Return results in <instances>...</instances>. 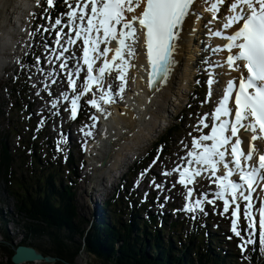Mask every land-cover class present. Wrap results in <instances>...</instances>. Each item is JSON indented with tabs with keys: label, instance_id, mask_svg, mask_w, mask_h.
Returning a JSON list of instances; mask_svg holds the SVG:
<instances>
[{
	"label": "snow or ice",
	"instance_id": "snow-or-ice-1",
	"mask_svg": "<svg viewBox=\"0 0 264 264\" xmlns=\"http://www.w3.org/2000/svg\"><path fill=\"white\" fill-rule=\"evenodd\" d=\"M36 2L48 14L45 18H51L55 0ZM62 4L64 11L52 23L38 24L27 33L33 38L42 33L51 37L43 40L48 55L43 60L34 57L29 66H35L51 84L59 79L62 88L55 98L50 85L40 81L51 108L56 109L53 115H59L63 107L75 121L82 104L94 110L88 115L91 123L80 128L84 138L94 135L92 129L108 106L117 97L123 99L128 70L137 67L131 63L138 54L137 44L142 42L145 50L146 65L139 68L147 72V86L159 90L176 64L174 53L186 22L203 19L201 9L211 16L204 27L209 37L221 43L209 45L218 58L207 61L208 91L202 103L212 102L214 108L196 114L188 133L190 146L181 141L184 155L177 154L174 166L161 175L177 176L172 187L180 185L185 190L180 211L193 214L194 219L198 212L207 215L205 204L214 213L222 205L218 214H228L241 253L249 246L264 253V0H62ZM42 62L51 70L44 73ZM18 63L25 66L23 61ZM215 68L227 71L211 70ZM222 75L229 78L222 82ZM213 84L222 88L216 100H212ZM62 142L63 135L56 143ZM197 178H207L214 188L194 195ZM152 183L163 187L155 179Z\"/></svg>",
	"mask_w": 264,
	"mask_h": 264
},
{
	"label": "trees",
	"instance_id": "trees-1",
	"mask_svg": "<svg viewBox=\"0 0 264 264\" xmlns=\"http://www.w3.org/2000/svg\"><path fill=\"white\" fill-rule=\"evenodd\" d=\"M58 4L55 0V5ZM11 84L8 94L15 100L13 108L24 113L25 105L30 106L28 90L18 91ZM173 131L168 130L160 137L156 147L165 144L168 151L167 141ZM39 137L33 139L28 134L13 149L4 142L0 147V162L6 170L3 176L6 192L16 200L18 219L15 220L25 232L21 245L31 240L44 256L57 258L55 264H86L79 262L83 255L89 261L87 264H264V253L253 251L252 246L243 254L231 251L228 255L208 246L205 241L222 240L208 235L214 228L211 219L195 217L191 231H183L180 226L184 227L185 222L179 219L169 227L161 214H152L148 209L154 204L129 194L128 185L104 204L103 223L92 226L76 200L77 179L72 175L75 158L69 154L66 161L54 158L50 143L42 142L44 135ZM42 148L47 150L44 154ZM149 245L153 252L148 250ZM0 250L12 252L7 261L12 264L15 247L6 241Z\"/></svg>",
	"mask_w": 264,
	"mask_h": 264
},
{
	"label": "rangeland",
	"instance_id": "rangeland-1",
	"mask_svg": "<svg viewBox=\"0 0 264 264\" xmlns=\"http://www.w3.org/2000/svg\"><path fill=\"white\" fill-rule=\"evenodd\" d=\"M19 1L20 2L18 3L20 4L24 0H19ZM33 6L37 7V11H35L34 13L37 15L40 12V14L39 16H36V15L33 16L34 17L33 24H32V21H29L30 27H32L33 25L35 27L36 25L40 24L41 20H43L42 23L45 26L52 23V17L45 18L48 15L43 12L40 6L37 5L36 0H33L32 4L30 5V7H33ZM9 14L13 18H6V19L0 18V44H3L2 46H0V59L2 57L1 53L5 52L6 49L8 50L12 48V41L10 39H12V37L15 36V32L17 29L14 23V20L16 21L17 17L19 16L17 15V11L14 12L11 10ZM202 16H203V19H201L202 21L199 20L202 23L199 24L200 27H197L196 33L193 36V39L196 40L195 42L197 45H200L204 39L206 40L208 34H207V29L204 27V24L207 22V20L211 19V16L206 18L205 12L202 13ZM3 20H5V26H1V21ZM37 36H39V41L42 40V38L44 39L47 38L50 41V37L48 33H42V35H37ZM41 42L42 43L36 50V57L40 53L41 54L45 53L44 48H43V41ZM140 46L141 45L139 44L136 45V50L138 54H140L138 51L140 50ZM194 56H195L196 61L195 63H192L191 66H193V70L195 71V74L193 73V77L190 78L189 82L185 81L186 72L184 70L185 69L184 65H185L186 58L188 57L187 55L184 56L185 57L184 61L181 64V68H184V69H182V71L179 74V79L181 78L180 79L181 86H178L177 83L174 82L175 83L174 89L176 91L174 92L176 93V96H173L170 98L171 100H169L170 102L168 103L167 108L163 112H161L160 118L157 120V125L154 126L150 130V134L148 135L149 138L145 136H141V141L138 138V140L140 141L138 143H135L136 140L132 138H130L131 140L127 141L128 140L127 133L128 134L131 133L132 135L133 134L138 135L136 131L134 132L133 127L135 124H132V121H129L128 124L126 123V125L124 122L118 123V120H121L122 118H124V120L127 119V117L126 118L123 117L122 111L123 109L124 111H127V109L130 108V104L134 102V100L136 101L135 97L144 98L143 97L144 95L140 94L142 89L139 83L140 79H139V75L137 71L138 67L129 68L128 70L127 82H126V87H125V90H126L125 98L121 100L120 98L117 97V100L115 103L116 105L112 104L111 107L107 111V118H112L110 119V122H111L110 130L107 132V134H103V136L101 137L100 133L101 131H103V128L98 131L100 127H97V128L95 127L94 129H92L94 135L92 137H88L86 143H84L81 140L82 133L80 132V128L75 127V126L69 127L67 125L72 120H70L68 118V114L63 111V107L60 108V114H59L60 119L57 118V115L52 114L54 113V111H56V109L51 108V104L49 103L50 97L47 92L42 90L43 85L40 83V81H43L44 84L50 85L51 92H52L51 98H55L59 94L62 88V86L59 84L58 77H57L58 83L51 84V81L46 79L44 74H42L41 72L33 68L34 70H32L31 85L29 84V87H30L31 94H32L31 96H33V98L38 103L36 102V104H34V107H33L34 111H31V113L34 115H37L40 118H43L46 114L51 115V119H49L51 124L49 125L47 129V132H46L47 135L45 134L46 137L43 138V140L44 139L48 140L46 141L47 143L56 144V141L60 139L61 135H63L64 139L67 138V134L70 133V130L74 133L72 134V136H75L76 140L70 141V142L72 143L73 146H75V149L72 151V153L74 154V156L77 157V160H78L75 166V169H76L75 175H76V178L78 179L77 181L78 185L76 186L77 191H78L76 200L79 203L83 216H86L88 220L89 219L92 220L94 218L93 206H94L95 198H99L101 201H103L111 197L113 192H115L118 188L122 189V187L124 186V184H121V181L124 175L128 172V169L130 166L140 165L141 161L146 164L150 161L149 155L151 153L152 154L154 153V149L157 145V143L155 145L154 143L160 136H162L167 131L166 128L168 129L169 126H171L172 124H178L177 127L179 126L178 129L175 131V135H173L174 137L169 141V148H170L169 154L164 155L159 159L157 168L161 169L163 166L171 168L174 166L173 161H176L177 154L184 155V144H182L181 141H183L186 144H189L190 146L191 138L189 137L188 133L192 131L191 125L195 123L196 114L197 113L201 114L203 112V106L207 105V103H202L204 101V97H203L204 82L198 76V75L204 74L202 72V64L203 65L208 64L207 59L206 60L203 58L200 59L197 57V54H195ZM133 60L134 59L131 60V63L135 64L132 62ZM0 65H1V61H0ZM45 67L46 66L43 67L44 73L49 71V70H46ZM18 71H19V68H14L10 71L9 75L7 74L3 76V78L0 79V141L6 139L4 141L8 142V145L11 148L17 147L19 140L20 139L22 140L23 137H25V135L18 136L17 134L19 132L21 133L25 132L27 134H30L31 138H36L37 133H38L37 123L34 122V125L32 127L27 126L26 124L27 119L13 110L12 108L13 103L9 98L6 87H4V85L6 83H9L12 76L15 73L17 74ZM196 75H197V78H195ZM203 76H206V75H203ZM133 78L135 79L133 80ZM116 83L118 84L119 82L117 81ZM33 84H35L36 87H33L32 86ZM198 84L202 85L198 91V96H197L200 99L191 95V88H193L194 85H198ZM38 91H39V95H37ZM190 96L196 102L191 108H190V104H188V102H190ZM46 100H47V103L45 102ZM115 108L120 109V112L119 110L116 111ZM93 111L94 110H92L91 112ZM155 111L159 112L160 109L159 108L157 109L155 107ZM115 118L118 120L116 121ZM99 120L103 121L102 118H100ZM139 120L140 119H138V121ZM89 121L90 120H86L84 121V123L83 122L82 123L89 124L88 123ZM113 123H114V126L112 125ZM72 124L73 123H70V125ZM192 134L197 135V133L195 132H193ZM81 141H82V144H81ZM97 141L101 143L100 144L101 148L98 147ZM46 142H43V143L45 144ZM78 144L84 146V148H82V150L81 148L78 149L77 147ZM91 144H94L93 145L94 148L87 149L89 148ZM119 144L122 147H118L115 149L114 146L119 145ZM112 151L114 155H112ZM159 151L161 150L159 149ZM54 152L55 154H57L58 151L54 150ZM79 155L82 156L81 158L83 159V161L79 160L80 158L78 157ZM128 157H131V159L129 160ZM113 165H117V167H113ZM5 172L6 170L3 168L0 162V204L2 207L5 205L6 213H8L9 211L8 204L11 203V207H14V205L16 204V200L11 196L10 193L6 192L7 186L4 182L5 180H3L4 179L3 176L5 175ZM143 173L145 174L143 175L142 178H141V175L137 177L136 173L135 174L132 173L130 175L131 177H133V179L129 178L130 176L126 178V180H129L130 183H132L133 189L137 193L136 195L141 196L140 198L142 200H146L147 196L153 193L155 196L158 197V199H163V201L167 200V199L164 200L163 197H168L169 201L167 202V205H170V203L173 202L177 207H180V208L183 207V204L185 202L183 196L180 195V193H178L176 190L173 193L174 187H171L170 189L168 188L172 184L168 183L169 181L168 177L165 178L164 176L161 175V171H159L156 168L153 169V167L151 166V168L147 169V172L144 171ZM153 179H155L156 184H163V187L157 188L155 184L152 183ZM197 180H198V183H195L193 185L194 195H197L200 191H208L210 190V188H214V186L209 185V182L207 179L203 180L202 178H197ZM106 186H109L110 189H107ZM165 186H166V189H165ZM166 190L168 193L165 192ZM169 193H172L173 200H171V197L168 196ZM98 201L99 200H97V203ZM158 202L159 201L156 199L155 200L156 207L153 210L155 213L157 211L162 212L161 208L163 207L160 204H157ZM130 204H132V202H130ZM13 210L14 212H16L15 207ZM220 210H222V205H218L217 212L214 213L213 207L211 205L205 204V212H208V213L212 212L215 215L214 224L218 225L219 227L221 226L220 229H222V231L213 230L214 234L216 236H222V233L232 234L230 231V219L227 218L228 214L222 217L218 214ZM177 212L180 213V218L178 217L179 220L189 219L193 215L191 213L186 214L185 212L180 211V210ZM181 212L183 214H181ZM167 213L171 217H173L175 212H172L170 210V211H167L165 215H167ZM4 215L7 216L8 218H11L10 214H4ZM0 222L2 223L5 221H3L0 218ZM240 223H241V227H243L244 226L243 219H241ZM87 224H88V221H87ZM183 229L185 231H188L190 229L191 231V223L190 225L184 226ZM10 230L12 231V234ZM234 238H235L234 240H231L229 246H231L233 249L236 250L237 248H239L238 244L240 243V240L238 237L234 236ZM21 240H23L21 237V234H18V230L16 229L15 226L11 224L10 226L7 227V224H2V227H0V243H4L8 241L12 245V247H16L19 243L22 242ZM23 241H25V239ZM24 243L27 246L34 245L31 247L38 249L37 244L31 242V240H27ZM233 243H235L236 246H234ZM216 244H219V242H216L215 245ZM11 254L12 252L3 253V251L0 250V264H7L8 258L9 256H11ZM79 262L89 263L85 255H83L82 258L79 259ZM38 264H42V263H38Z\"/></svg>",
	"mask_w": 264,
	"mask_h": 264
},
{
	"label": "bare ground",
	"instance_id": "bare-ground-1",
	"mask_svg": "<svg viewBox=\"0 0 264 264\" xmlns=\"http://www.w3.org/2000/svg\"><path fill=\"white\" fill-rule=\"evenodd\" d=\"M16 1L17 0H0V18H2V19L5 18L6 19V18H10L11 17L9 15L10 9L12 11H14V10L16 11V8H15V2ZM200 23H202V22H200L199 20H197L195 18H192L190 20V22H186L185 30L181 32V37H180V40L178 41V48H177V50L174 53V58L176 60V64L174 66V69H173V71H172V73H171L168 81L160 87V90L159 91H155L152 95H149V94L147 95V87L148 86L146 84V81L145 80H142V77H141V72L143 71V69L139 68V65H141L142 63H145V65H146V58L143 55V48H142V46H140V50H138L140 54H138L134 58V60L132 62L135 63V65H137V67H138L137 68V71H138V75H139V79H140V80L139 79L138 80H139V83H140V87L142 89L141 92H140V94H143L144 95L143 96L144 98L135 97L136 101L133 99L134 102H132L130 104V108L127 109V111H124V109H123V111H122L123 112V117H125V118L127 117V119L124 120V118H122L121 120H118V119L115 118L116 121L118 120V123L119 122H124L125 125H126V123L128 124L129 121H132V124H135L134 127H133L134 128V132L136 131V133L138 135H134V134L132 135L131 133H129V134L127 133V135H128V140L127 141L131 140L130 138H132V139H135L136 140V141L133 140V141H135V143H138V142L141 141V136H145V137L149 138L148 135L150 134V130L154 126L157 125V120L160 118L161 112H163L167 108L168 103L170 102L169 100H171L170 98L173 97V96H176V93H175L176 91L174 89V84L177 83L178 86H181V82H180V79L181 78L179 79V74L182 71V69H184V68H181V64H182V62L184 61V58H185L184 57V54L187 55V57H188V58H186L185 65H184L185 66V69L184 70L186 72L185 73V76H186L185 77V79H186L185 81L189 82L190 78L193 77V73L195 74V71L193 70V66H191V64L192 63H195L196 59H195V56L192 55V54H194V53L196 54L197 53L200 56L206 55L210 51L209 45L212 46L215 43V46H216L217 44H220L221 43V41L218 38L210 37V39H206L205 43H203L201 45H197L196 42H195L196 40L193 39V36L196 33L197 27H200V25H199ZM194 24H195V26H194ZM1 26H5V20L1 21ZM193 29H194V31H193ZM197 40H199V39H197ZM141 44H142V42H141ZM2 45L3 44H0V46H2ZM111 47H113V46H111ZM215 55H216V59H217L218 58V54H215ZM220 70L222 72L227 71L225 69H220ZM144 74H146V72H144ZM234 74L235 73H232L231 75H234ZM145 77L147 79V76H145ZM196 77H197V75L195 76V78ZM223 77H224L225 80L227 78H229L228 76H223ZM136 82H138V81H136ZM125 102H126V100H125ZM135 103L137 104V106H136ZM155 107L157 109L159 108L160 111L159 112H156L157 110L155 111ZM115 110L116 111L119 110V112H120V109H118V108H115ZM110 119H112V118H109V120ZM138 119H140V120L138 121ZM138 138H139L140 141L138 140ZM4 140H6V139H4ZM97 143H98V147L101 148L100 147V144L101 143H99V142H97ZM118 147H122V146L120 144L114 146L115 149L118 148ZM112 155H114L113 154V151H112ZM118 156H119V154H118ZM120 157H121V155H120ZM113 167H117V165H113ZM76 198H77V195H76ZM95 204H97V201L95 202ZM94 209H96L95 206H94ZM101 210H102V208H101ZM0 215H3L2 211H0ZM103 215H105V212L103 213ZM0 227H2V223L1 222H0ZM10 232L12 234V231L11 230H10ZM18 234H20V232H18ZM13 235H15V234H13ZM21 241H23V240H21ZM21 246H24V245H21ZM26 264H28V263H26Z\"/></svg>",
	"mask_w": 264,
	"mask_h": 264
},
{
	"label": "water",
	"instance_id": "water-1",
	"mask_svg": "<svg viewBox=\"0 0 264 264\" xmlns=\"http://www.w3.org/2000/svg\"><path fill=\"white\" fill-rule=\"evenodd\" d=\"M57 261V258L44 256L35 248L28 246H19L18 248H16L15 253L11 259V262L13 264H55Z\"/></svg>",
	"mask_w": 264,
	"mask_h": 264
}]
</instances>
